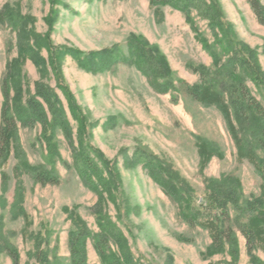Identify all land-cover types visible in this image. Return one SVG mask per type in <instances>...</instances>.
<instances>
[{"label":"rangeland","instance_id":"1","mask_svg":"<svg viewBox=\"0 0 264 264\" xmlns=\"http://www.w3.org/2000/svg\"><path fill=\"white\" fill-rule=\"evenodd\" d=\"M61 1L52 7L50 0H0V13L9 7L30 19L27 28L48 37L54 50H74L82 57L109 51L118 63L103 72H87L65 55L59 83L45 50L40 52L47 62L43 79L31 60L21 63L22 103L36 98L38 83L52 91L71 141L52 125L54 118L40 98L46 126L23 125V115L11 109L15 133L0 160V264H13L6 249L16 251L17 264H70L68 236L75 217L90 233L84 242L86 264H110L113 258L126 264V254L131 264H264L263 248L250 242L247 253L249 242L239 229L247 220L244 206L260 198L264 181L252 165L238 160L222 112L188 95L201 79L215 83L244 150L263 159L256 139L260 123L250 113L244 114L245 123L233 96L241 82L264 110V27L247 0H200L199 10L189 11L190 21L157 0ZM203 3L216 6L221 29L202 15ZM50 16L56 19L49 24ZM17 43L18 34L5 18L0 22V88L9 64L18 58ZM64 88L74 115L83 119L81 140L88 157L100 169L102 161L114 165L120 175L119 189L110 199L103 193L101 204L77 171L81 125L70 112ZM14 94L11 89V100ZM2 106L0 89V112ZM197 142L222 159L212 158L200 170ZM155 164L159 170L151 168ZM40 176L53 177L55 183H36ZM227 193L234 194L227 227L235 246L225 243L217 250L208 232L191 218H208L209 212L198 214L199 206L208 204L209 195L225 199ZM105 221L114 224L128 250L109 240L103 262L95 241Z\"/></svg>","mask_w":264,"mask_h":264},{"label":"trees","instance_id":"2","mask_svg":"<svg viewBox=\"0 0 264 264\" xmlns=\"http://www.w3.org/2000/svg\"><path fill=\"white\" fill-rule=\"evenodd\" d=\"M200 0H157V4L164 6H169L172 9L179 10L187 16L189 19L190 10H199V5H196ZM155 2V1H154ZM248 4L252 11H254L256 20L259 25L264 27V6L261 4L260 0H247ZM52 7L61 5V0H50ZM153 4V0H151ZM204 4V3H203ZM202 4V5H203ZM205 5V4H204ZM52 14L54 11L52 10ZM202 15L209 17L211 23L216 27L222 28L219 23V15L215 5L207 6L205 5ZM5 16V17H3ZM6 18L9 22L10 27L18 34V58L9 64V73L7 78L3 80L1 84L2 90V109L0 112V160H4L8 150L10 139L15 133L16 128V119L12 116L11 109L16 108L17 113L23 115L20 117V123L23 125H33L37 123H43V126L47 125L46 118L43 114V107L41 103L37 101L36 98H40L43 103L47 105L50 115L54 118L53 126L56 128L62 129L65 132L67 139L71 141L70 132L67 130V123L64 121L63 111L61 108V103L56 99V96L52 91L49 92L42 84H36V98L30 97L25 104L22 103V94L23 89H20V65L24 59L31 60L33 65L37 68L38 73L41 76V79L48 76L47 73V62L40 56V52L45 50L48 53V65L51 68V71L55 75L57 82L61 80V64L62 59L65 55H68L71 59H74L78 63L79 67L85 71L89 72H103L106 71L112 64L118 63V59L112 55L108 56L109 51L100 52V53H91L89 55L80 56V52L74 50H54L49 44V38L38 35L36 32H33L32 29H28L27 26L30 23V19L20 17L13 10H10L9 7L5 11L0 13V22ZM56 19V16H50L47 20V23H52ZM91 64V65H90ZM242 65L248 64L245 60L241 61ZM91 66L92 70L90 69ZM203 83L200 85L194 86L188 90V95L191 98H194L199 104L204 106H212L222 112L224 118V124L227 128L228 134L233 140V143L236 148V154L238 155V160L247 161L252 165L255 170L258 172L260 177L264 181V157L261 161L255 156V154L250 149L249 151L244 150L242 139L238 137V133L235 125L233 124L230 111L226 106L223 97L216 91L215 83L201 79ZM240 84L234 91L233 96L236 97V102L239 105V109L242 112V120L246 123L244 119L247 114H252V120H255L260 123L259 135L256 137L258 148L264 152V110L260 105L248 95L244 84ZM61 87V86H59ZM11 89L15 92L13 99H10ZM65 97L70 103V112L72 116L80 121L81 136L78 140V150L75 153V158L79 163V168L77 169L78 174L84 184L91 192L98 195L100 203L102 201V194L105 193L107 198L112 197V192L119 189L120 175L114 165L102 161L103 169H100L98 165L88 157L84 149V144L82 143V135H84L85 130L83 129L82 121L83 119L77 118L74 115L75 108L73 102H71L69 95L67 94L65 88L62 90ZM27 103V104H26ZM30 110L27 114L26 111ZM45 130V129H44ZM257 130V129H256ZM255 133L254 129H251ZM48 140V138L46 137ZM197 155L199 157V169L205 170V167L208 165V162L212 158L222 159V155L217 154L211 151L207 145L203 142L196 143ZM157 168L159 167L155 164L151 166ZM40 175V174H39ZM35 182H40L41 184H50L55 183V179L52 178H41L36 177ZM169 194V193H168ZM171 195V194H170ZM169 195V196H170ZM227 198L221 199L216 195H209L207 198V205H200L197 210L198 214L200 212H209L208 218L203 219V221H196L197 216L191 218L192 223L197 224L203 230L207 231L212 240V248L220 249L225 243L235 246V241L232 239L231 230L227 227V224L230 220V214L228 211V205L234 203V194H228L225 196ZM20 199V197H19ZM244 214L247 215V220L244 224L239 227L241 235L247 239L249 242L247 253L251 254L252 248L250 242H258L260 247L264 250V187L260 192V198L253 202L252 204L248 203L244 206ZM20 215L27 220L23 210H19ZM202 213V214H203ZM100 217V214H98ZM98 217V219H99ZM199 218V217H198ZM73 229L68 236V244L70 248V264H86L87 258L85 256V240L90 236L88 229L83 220L79 217H75L72 220ZM196 221V222H195ZM192 223H189L191 226ZM100 234L97 235L95 241V248L101 257L102 261L105 262L107 257L103 255V247L110 240L114 241L118 248L121 251L127 252V242L123 239L120 232L115 228L114 224L105 221L103 224H100ZM234 244V245H233ZM10 259L13 261V264H17V254L13 249H6ZM234 255V260L237 256L236 250L233 247L230 251ZM126 264H131L129 256H123ZM128 260V261H127ZM254 263V262H253ZM110 264H120L118 258H113ZM233 264V263H232ZM260 264V263H254Z\"/></svg>","mask_w":264,"mask_h":264}]
</instances>
